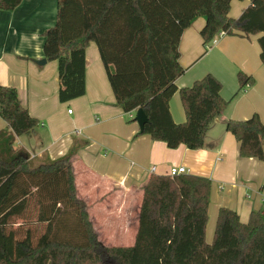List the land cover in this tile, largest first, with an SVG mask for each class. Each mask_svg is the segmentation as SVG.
Masks as SVG:
<instances>
[{
    "label": "trees",
    "instance_id": "1",
    "mask_svg": "<svg viewBox=\"0 0 264 264\" xmlns=\"http://www.w3.org/2000/svg\"><path fill=\"white\" fill-rule=\"evenodd\" d=\"M232 0H58L56 23L45 32L44 54L58 62L59 99L85 93V49L98 46L117 104L125 113L142 108L149 134L169 148L203 147L211 122L229 105L211 73L178 88L184 72L179 43L203 16V42L220 31L258 39L264 64V0L233 18ZM22 0H0L13 10ZM239 90L255 83L238 73ZM179 91L186 121L176 123L169 101ZM0 264H264V209L247 221L218 210L213 240L206 241L212 181L208 177L151 173L125 186L100 174L79 154L75 141L62 157L32 167L14 146L39 121L23 107L14 87L0 85ZM135 120V117L132 119ZM241 157L264 160V123L257 113L226 123ZM70 214L76 223L70 224ZM71 230L67 229V225Z\"/></svg>",
    "mask_w": 264,
    "mask_h": 264
},
{
    "label": "crops",
    "instance_id": "2",
    "mask_svg": "<svg viewBox=\"0 0 264 264\" xmlns=\"http://www.w3.org/2000/svg\"><path fill=\"white\" fill-rule=\"evenodd\" d=\"M250 0H232L229 15L237 18ZM58 0H22L13 10L0 9V85L14 87L19 101L39 124L29 133L17 136L14 146L30 154L32 167L64 156L75 141L82 142L79 154L100 174L125 186L147 175H168L172 166H184L187 174L212 181L206 241L213 240L218 210L235 209L242 221L252 210L264 209V160L241 157L239 142L226 129L230 119L246 120L257 113L264 123V64L258 42L261 33L245 36L239 31L227 34L209 45L201 30L203 16L184 30L179 43V62L185 69L175 83L191 86L208 73L222 83L221 95L228 107L210 124L204 145L169 148L149 134H139L132 120L136 111L125 113L117 104L98 46L85 49V93L67 103L59 99L58 62L37 64L45 58L44 32L56 23ZM252 75L255 83L239 90L238 73ZM176 123L186 121L177 91L169 101ZM69 109L72 111L69 112ZM8 127L0 116V130ZM264 148V146H263ZM155 171L152 172V168ZM70 224L76 223L70 214Z\"/></svg>",
    "mask_w": 264,
    "mask_h": 264
},
{
    "label": "built area",
    "instance_id": "3",
    "mask_svg": "<svg viewBox=\"0 0 264 264\" xmlns=\"http://www.w3.org/2000/svg\"><path fill=\"white\" fill-rule=\"evenodd\" d=\"M226 33L225 31H220L216 36L215 38L212 40L211 43H215L217 42V40L223 36H225ZM72 110L69 109V112H71ZM131 113V112H130ZM133 114V112H132ZM155 171V167L152 168V172ZM187 172V169L184 167V166H172L169 170H168V175L169 176H177V175H180V174H185Z\"/></svg>",
    "mask_w": 264,
    "mask_h": 264
},
{
    "label": "water",
    "instance_id": "4",
    "mask_svg": "<svg viewBox=\"0 0 264 264\" xmlns=\"http://www.w3.org/2000/svg\"><path fill=\"white\" fill-rule=\"evenodd\" d=\"M37 64L43 65L46 63L47 59L43 58L41 60H34ZM135 120L138 122L139 127H140V131H142L144 129L145 124L148 121V117L146 115V113L144 112V110L142 108H139L136 111L135 114Z\"/></svg>",
    "mask_w": 264,
    "mask_h": 264
},
{
    "label": "rangeland",
    "instance_id": "5",
    "mask_svg": "<svg viewBox=\"0 0 264 264\" xmlns=\"http://www.w3.org/2000/svg\"><path fill=\"white\" fill-rule=\"evenodd\" d=\"M67 102H68V101H67ZM67 102H64V103H67ZM134 117H135V116H133L132 119H133ZM67 229H68V230H69V229L71 230V226H70V224L67 225Z\"/></svg>",
    "mask_w": 264,
    "mask_h": 264
}]
</instances>
